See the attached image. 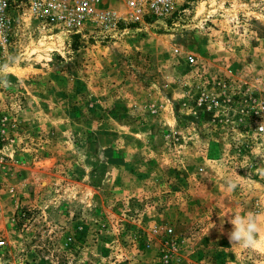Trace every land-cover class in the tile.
Here are the masks:
<instances>
[{
  "label": "rangeland",
  "instance_id": "374dc122",
  "mask_svg": "<svg viewBox=\"0 0 264 264\" xmlns=\"http://www.w3.org/2000/svg\"><path fill=\"white\" fill-rule=\"evenodd\" d=\"M10 56L0 264H264L219 230L253 211L264 240V0H189L174 23L68 40L26 22Z\"/></svg>",
  "mask_w": 264,
  "mask_h": 264
},
{
  "label": "built area",
  "instance_id": "2783aa9c",
  "mask_svg": "<svg viewBox=\"0 0 264 264\" xmlns=\"http://www.w3.org/2000/svg\"><path fill=\"white\" fill-rule=\"evenodd\" d=\"M121 1L123 16L116 17L105 8L106 0H0V59L7 56L26 22L43 34L68 40L82 37L92 24L113 30L120 21L138 26L174 23L189 4V0ZM254 116L256 132L264 133V100L255 102Z\"/></svg>",
  "mask_w": 264,
  "mask_h": 264
},
{
  "label": "clouds",
  "instance_id": "9594fccd",
  "mask_svg": "<svg viewBox=\"0 0 264 264\" xmlns=\"http://www.w3.org/2000/svg\"><path fill=\"white\" fill-rule=\"evenodd\" d=\"M16 62L17 57L10 56L6 62L0 64V83L7 81L9 75L8 69ZM224 182L227 189L230 191L238 186V181L231 176H226ZM225 217H227V220H225ZM220 218L221 223L219 230L221 232H223V226L225 223L232 225L231 230L227 233L228 239L232 245L249 250H259L264 248V240L258 238L262 231V221L258 213L253 211H248L246 214L225 212ZM213 227H216V225L211 223L209 229Z\"/></svg>",
  "mask_w": 264,
  "mask_h": 264
}]
</instances>
